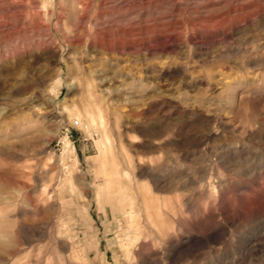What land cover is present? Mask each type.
<instances>
[{"label":"rangeland","instance_id":"rangeland-1","mask_svg":"<svg viewBox=\"0 0 264 264\" xmlns=\"http://www.w3.org/2000/svg\"><path fill=\"white\" fill-rule=\"evenodd\" d=\"M153 262L264 264V0H0V264Z\"/></svg>","mask_w":264,"mask_h":264},{"label":"bare ground","instance_id":"bare-ground-1","mask_svg":"<svg viewBox=\"0 0 264 264\" xmlns=\"http://www.w3.org/2000/svg\"><path fill=\"white\" fill-rule=\"evenodd\" d=\"M148 196H149V195H147V196L144 197V198H145V200H146V204L149 206V203H150V202H149ZM2 246H3V245H2ZM155 261H156V260H155ZM153 263H154V262H153ZM155 263H156V262H155ZM155 263H154V264H155Z\"/></svg>","mask_w":264,"mask_h":264},{"label":"built area","instance_id":"built-area-1","mask_svg":"<svg viewBox=\"0 0 264 264\" xmlns=\"http://www.w3.org/2000/svg\"><path fill=\"white\" fill-rule=\"evenodd\" d=\"M76 122H77V123H80L79 120H77V119H76Z\"/></svg>","mask_w":264,"mask_h":264}]
</instances>
